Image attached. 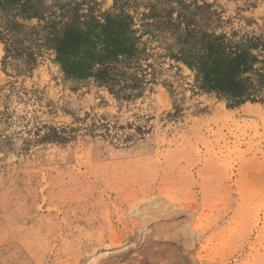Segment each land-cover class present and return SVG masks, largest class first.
I'll return each instance as SVG.
<instances>
[{
	"label": "rangeland",
	"instance_id": "obj_1",
	"mask_svg": "<svg viewBox=\"0 0 264 264\" xmlns=\"http://www.w3.org/2000/svg\"><path fill=\"white\" fill-rule=\"evenodd\" d=\"M188 32L264 42V0H0V264H264V100L194 89Z\"/></svg>",
	"mask_w": 264,
	"mask_h": 264
},
{
	"label": "trees",
	"instance_id": "obj_2",
	"mask_svg": "<svg viewBox=\"0 0 264 264\" xmlns=\"http://www.w3.org/2000/svg\"><path fill=\"white\" fill-rule=\"evenodd\" d=\"M131 38L135 36L124 31L108 33L105 30L104 51L96 62L99 66L96 71L90 69L87 75L99 83H118L129 68L137 67L140 59L130 43ZM178 42L179 50L174 52L170 48L167 56L193 72L194 89L215 93L232 106L264 100V42L260 37L236 32L231 35L188 32L178 38ZM90 68H93L92 63ZM137 86L138 80L125 83L121 89L133 90Z\"/></svg>",
	"mask_w": 264,
	"mask_h": 264
}]
</instances>
